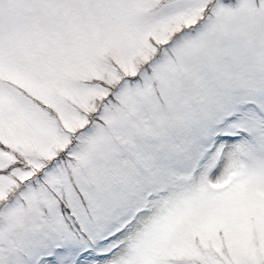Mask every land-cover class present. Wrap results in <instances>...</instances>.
Returning <instances> with one entry per match:
<instances>
[{
    "label": "snow or ice",
    "instance_id": "obj_1",
    "mask_svg": "<svg viewBox=\"0 0 264 264\" xmlns=\"http://www.w3.org/2000/svg\"><path fill=\"white\" fill-rule=\"evenodd\" d=\"M0 264H264V0H0Z\"/></svg>",
    "mask_w": 264,
    "mask_h": 264
}]
</instances>
